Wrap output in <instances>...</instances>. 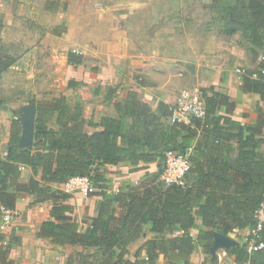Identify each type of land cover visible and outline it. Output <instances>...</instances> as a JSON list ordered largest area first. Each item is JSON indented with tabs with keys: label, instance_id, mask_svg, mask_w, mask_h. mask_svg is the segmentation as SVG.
<instances>
[{
	"label": "trees",
	"instance_id": "obj_1",
	"mask_svg": "<svg viewBox=\"0 0 264 264\" xmlns=\"http://www.w3.org/2000/svg\"><path fill=\"white\" fill-rule=\"evenodd\" d=\"M224 19L226 35L241 33L264 56V0H236L235 6L227 7ZM83 61L82 55L68 54L69 64L81 65ZM78 86V82L69 81L66 87ZM241 89L258 94L264 103V60L259 71L242 75ZM200 91L206 116L193 121L195 129L170 122L169 105L160 103L154 111L136 91L115 102L116 117H102L97 123L88 121L83 103L72 104L68 94L41 102L36 106L33 149L19 146V118L12 124L6 153L0 151V212L1 207L15 210L25 195L35 196V204L53 201L50 220L43 222L38 236L75 249L69 264H159L161 258L162 264H191L196 244L204 247L206 264H219L218 257L211 256L217 232L243 240L226 250L236 264H264V250L248 253L245 235L239 233L256 226V213L264 204V157L259 152L264 145V112H258L254 124L243 126L231 118L236 104L229 96L213 89ZM199 130L202 134L196 141ZM232 141L238 142L235 158H230ZM195 142L194 151L205 161L194 182L190 181L193 167L184 186H167L161 180L163 170L148 174L140 186L128 185L109 193L102 167L130 162V173L139 172L147 168L143 165L161 162L168 151L186 153ZM26 168L33 176L23 181ZM84 177L94 188L102 189L91 195L99 197L98 215L86 229L73 216V207L64 204L72 196L47 185ZM143 233L150 238L136 258L145 251L147 259L134 262L129 259L128 246ZM260 236L264 242V226ZM0 244H9L1 232ZM0 259L3 264H15L3 245Z\"/></svg>",
	"mask_w": 264,
	"mask_h": 264
},
{
	"label": "rangeland",
	"instance_id": "obj_2",
	"mask_svg": "<svg viewBox=\"0 0 264 264\" xmlns=\"http://www.w3.org/2000/svg\"><path fill=\"white\" fill-rule=\"evenodd\" d=\"M104 1L107 3V9L118 10L125 7L128 13V17L121 18V22L111 16L108 17L104 25L107 30L118 31L119 34L122 29H129L131 32L128 36L133 40L135 26L141 24V21L137 20L143 18L137 16L135 11L146 9V13H149L147 12L149 9L150 13L145 17L147 22L159 25L160 35L168 34L177 38L173 41V47L159 48L160 42L157 47L147 48L149 56L154 55V58L166 57L165 53H168L173 60L184 59L182 60L184 64L194 65L196 69L197 67L200 69L192 76L188 68L183 67L184 64L178 67V71L182 72L183 76L179 77L171 88L176 90L177 94L182 89L202 90L205 84L220 78L236 83L240 78L242 79L246 71L261 69L264 60L262 51L252 47L241 33L232 36L224 33L227 7L235 6L236 0ZM8 2L10 8L7 10L3 7L0 10L1 13L3 11V14H0V151L3 155L6 153L14 120L22 118L21 107L32 104L36 107L41 102L51 101L68 93L67 83L76 80L74 72L80 66L69 64L68 54L75 52L82 55L84 61L81 65H87L85 54L81 52L87 53V48L68 47L67 41L62 39L66 24L61 22V13L69 10V4L61 0L46 1V4L45 0ZM56 22L59 24H54ZM57 31L61 35H58ZM88 50L101 52L96 54L99 56H88L87 60L93 57L98 60L110 57L113 59L112 63L126 69L134 58L135 48L108 45L105 49L89 48ZM103 53L109 56H103ZM140 77L145 76L140 73L134 75L137 82L144 83L146 80H140ZM252 101L255 102L254 99ZM258 109L264 112V106L262 108L257 105ZM149 169L155 170L156 173L162 172L164 159ZM80 197L85 200L83 207L86 213H89L92 207L89 202L94 196ZM89 223L90 216L86 215L80 224L84 229ZM16 225L15 216L4 233L8 236L15 232ZM237 241L243 244L242 239ZM216 253L221 264H233L223 249H218ZM57 254L60 259L62 256L70 258L75 254V249L57 250Z\"/></svg>",
	"mask_w": 264,
	"mask_h": 264
},
{
	"label": "crops",
	"instance_id": "obj_3",
	"mask_svg": "<svg viewBox=\"0 0 264 264\" xmlns=\"http://www.w3.org/2000/svg\"><path fill=\"white\" fill-rule=\"evenodd\" d=\"M7 1L10 0H0V10L3 7L7 10L10 8V4L9 2L7 3ZM46 1L48 2V0H45V4ZM61 1L69 4V10L67 12L63 13L60 11L62 12L61 22L66 24V30L62 32V39L67 41L68 47L74 46L79 49L87 48V53L80 50L82 54H85L87 65H76L78 69L74 72L75 81L79 83V86L69 89L67 94L70 96L72 104L77 101L83 103L84 117L88 121L93 120L97 123L102 117H116L117 111L114 104L116 101L125 99L129 91H136L139 93L143 101L148 103L154 111H157L160 103H165L170 106L175 102L178 94L176 90L171 88L174 82L179 77L183 76V73L178 71V67H182L181 65L184 64V59H182L183 61H175L170 58L168 53H165L166 57L154 58V55L149 56L150 54L147 48L157 47L160 42L161 45L158 46L159 48L173 47V41L177 40V38L172 35H160L158 31L159 25H156L154 22L153 24L147 22L145 17L150 13L149 9L147 10L149 13H146V9L135 11L137 16H142L143 18L137 20L141 21V24L135 26V36L133 40H131L132 38L128 36V33L131 32L129 29H122L118 34V31H109L104 27L106 19L110 16L117 19L119 22H121V18L128 17L125 7L119 8L118 10L113 8L107 9V3H105L104 0ZM42 4H44V2ZM0 14H3V11L2 13L0 11ZM54 24L58 25L59 22ZM57 33L61 35L60 32L57 31ZM108 45L117 46L118 48H135L134 58L130 61L126 69L112 63L113 59L110 57H103L102 60L93 57V59L90 58L87 60L88 56H99L96 54L101 52L97 50L91 52L88 50L89 48L105 49ZM105 51L106 50H103V52ZM103 56L109 55L103 53ZM188 65L190 64L185 63L183 67L188 68ZM196 71L199 72L200 69L197 67ZM136 73L143 74L145 77H140V80L144 79L146 81L144 83L137 82L134 78ZM190 74L194 76L191 71ZM241 86V78L236 83H230L229 80L220 78L217 81L215 80L205 84L203 88L213 89L216 92L229 96L236 104L235 111L231 115V118L241 123L243 126H249L256 122L258 112L263 111L261 109L257 110V105L263 108L264 103L258 94L244 93ZM252 98L255 100L254 103ZM91 131L92 130L88 129V132ZM201 134L199 130L196 141L200 139ZM195 144H197V142L190 147L193 148L191 157L193 156L194 161L192 167L195 169V172H191L190 175L191 182H194L197 175L196 172L199 171L200 166H202V163L205 161V157L202 156L200 152L194 151ZM231 148L234 153L230 155V158H235L238 154V142L232 141ZM259 152L264 157V145ZM158 163L159 162L143 165L147 167L145 170L130 173L132 164L130 162H122L118 165H106L102 167V172L108 181L110 193H117L120 189L128 185L133 187L140 186L148 174H156V171L149 169V167L157 165ZM32 176L33 173L31 169H23L24 181H28ZM37 179L40 180V176L37 177ZM70 183L71 181L66 184L52 183L47 185L53 190L62 191L72 196V198L64 202V204L73 207V216L77 218L79 223H81L82 218L86 215L90 216L91 222V220L98 215L97 203L99 197H94L90 200L89 203L92 207L90 212L86 213V209L83 207L85 205V200L80 197L82 194L70 187ZM35 200L36 197L32 195L20 197L15 209L17 213V229L8 236L5 234L9 244H0V246L3 245V247L8 249V258L15 264H69L67 256H62V259L57 256L59 255L57 254V250L65 249L64 247L56 246L49 240L38 236L43 222L50 220L49 212L54 204L53 201L35 204ZM197 223L200 226L202 225L199 220ZM89 225L90 223L87 224L84 229ZM146 228V226L143 227V230ZM239 233L244 236L247 234V231H240ZM192 234L194 237H197L198 231L194 230ZM149 238V236L143 233L136 241L128 246L130 260L144 263L142 261L147 259L146 252L142 251L139 260H137L136 254ZM234 241L238 244L240 243L237 240ZM221 249L226 253L227 249ZM211 256L212 258L218 257L217 253L213 254L212 251ZM206 259L207 255L204 252V247L200 244H196V249L191 257V264H206ZM230 259L233 264H236L232 257H230ZM218 260L219 264H221L219 257ZM160 262L163 263V258L160 259ZM0 264H3L1 259Z\"/></svg>",
	"mask_w": 264,
	"mask_h": 264
},
{
	"label": "built area",
	"instance_id": "obj_4",
	"mask_svg": "<svg viewBox=\"0 0 264 264\" xmlns=\"http://www.w3.org/2000/svg\"><path fill=\"white\" fill-rule=\"evenodd\" d=\"M170 122L185 124L195 129L194 120H202L206 116V105L202 93L198 89H182L179 91L175 102L170 105ZM193 148H188L186 153L168 151L165 154L164 172L161 180L167 185L184 186L186 177L192 169L191 153ZM70 187L78 190L85 198L93 193H101L102 189L94 188L86 177L71 180ZM111 191H109L110 193ZM17 215L15 210L1 207L0 232L4 233L10 227ZM257 224L245 235L248 253L264 250V242L261 241L260 232L264 226V204L256 213ZM5 234V233H4Z\"/></svg>",
	"mask_w": 264,
	"mask_h": 264
},
{
	"label": "water",
	"instance_id": "obj_5",
	"mask_svg": "<svg viewBox=\"0 0 264 264\" xmlns=\"http://www.w3.org/2000/svg\"><path fill=\"white\" fill-rule=\"evenodd\" d=\"M187 67L193 75L196 74V69L193 65H188ZM20 112L22 113L21 120L23 131L19 141V146L25 149H33L36 130L37 108L32 105H26L20 108ZM238 245L239 244L230 237L215 233L212 253L215 254L216 251L221 248L229 249Z\"/></svg>",
	"mask_w": 264,
	"mask_h": 264
}]
</instances>
